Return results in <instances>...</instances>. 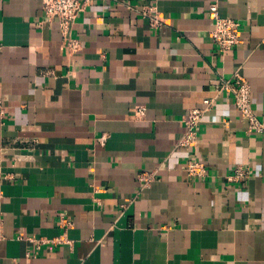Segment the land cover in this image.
Listing matches in <instances>:
<instances>
[{"label": "crops", "instance_id": "1", "mask_svg": "<svg viewBox=\"0 0 264 264\" xmlns=\"http://www.w3.org/2000/svg\"><path fill=\"white\" fill-rule=\"evenodd\" d=\"M215 2L243 31L226 53ZM72 34L74 55L42 0H0V264H264V135L223 91L178 144L237 72L264 122V0H89ZM194 154L204 177L186 172Z\"/></svg>", "mask_w": 264, "mask_h": 264}, {"label": "built area", "instance_id": "2", "mask_svg": "<svg viewBox=\"0 0 264 264\" xmlns=\"http://www.w3.org/2000/svg\"><path fill=\"white\" fill-rule=\"evenodd\" d=\"M89 0H42L45 17L50 22H58L60 32L69 53L74 55L82 49V42L73 36L72 28L77 17L86 8ZM141 14L149 20L151 27L160 28L163 25L161 12L157 5H144L139 10ZM209 15L212 20V28L210 36L213 41L221 48L223 53L232 50L235 46L243 41V31L239 20L231 17H223L219 14L218 4L212 3L209 6ZM223 91H227L234 96V102L237 110L247 119V132H260L264 135V122L257 116L252 106L250 83L242 77L240 73H236L232 79H222L217 86V94L204 100V106L201 108H193L184 119L185 131L180 138L178 144L180 146L194 147L198 142V132L204 115L211 110ZM135 116L137 118L145 117V107L138 105L135 108ZM105 140V137L102 138ZM186 172L190 177H204L208 172V166L200 160L195 154L189 158L186 166ZM156 176V172H142L140 174V182L142 186H147ZM250 177L248 170L242 166H237L235 175L231 178L235 180H246ZM70 220L62 219V224L69 226ZM52 243L58 239L51 240ZM39 242H46L40 239Z\"/></svg>", "mask_w": 264, "mask_h": 264}]
</instances>
